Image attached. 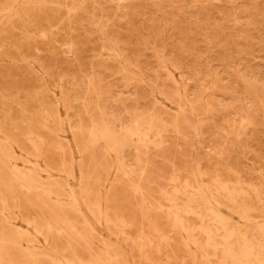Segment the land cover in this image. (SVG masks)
Listing matches in <instances>:
<instances>
[{
	"label": "rangeland",
	"instance_id": "1",
	"mask_svg": "<svg viewBox=\"0 0 264 264\" xmlns=\"http://www.w3.org/2000/svg\"><path fill=\"white\" fill-rule=\"evenodd\" d=\"M0 264H264V0H0Z\"/></svg>",
	"mask_w": 264,
	"mask_h": 264
}]
</instances>
